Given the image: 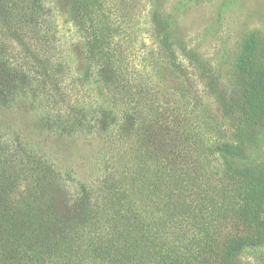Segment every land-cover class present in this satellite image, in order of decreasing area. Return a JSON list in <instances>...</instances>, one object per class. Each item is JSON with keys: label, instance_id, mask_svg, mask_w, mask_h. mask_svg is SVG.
Wrapping results in <instances>:
<instances>
[{"label": "trees", "instance_id": "1", "mask_svg": "<svg viewBox=\"0 0 264 264\" xmlns=\"http://www.w3.org/2000/svg\"><path fill=\"white\" fill-rule=\"evenodd\" d=\"M158 2L151 0L152 36L169 73L188 82L190 101H171L152 81L131 78L126 47L115 40L124 15L106 12L122 7L69 0L86 38V72L95 69L110 105L88 113L69 106L49 115L48 127L107 134L104 172L75 190L72 173L20 138L4 148L1 137L0 264H231L264 241V177L243 168L264 128V43L254 35L223 85L194 48L173 42ZM51 16L46 0H0L2 106L34 87L37 68L48 79L61 75L62 63L35 43L47 38ZM200 93L218 105L225 128Z\"/></svg>", "mask_w": 264, "mask_h": 264}, {"label": "rangeland", "instance_id": "2", "mask_svg": "<svg viewBox=\"0 0 264 264\" xmlns=\"http://www.w3.org/2000/svg\"><path fill=\"white\" fill-rule=\"evenodd\" d=\"M110 2L122 7L123 11L106 12L119 14L118 18L125 16L118 20L122 30L119 29L115 40L126 47V62L134 71L131 78L141 75L152 81L150 84L157 95H168L171 101L181 97L189 102L188 82H183L182 86L179 76L169 73L166 69L168 63L159 54L157 40L152 36L151 0ZM46 3L52 9L53 26L47 38H40L35 43L38 50L42 48L52 60L61 62L63 71L57 79L53 76L48 79L37 68L39 65L32 63L38 70L34 73V87L8 106L0 104V138H4L1 140L7 144L3 145L4 148L20 138L27 149L49 158L60 171L72 173L76 182L71 184L76 190L78 181L93 184L103 175L108 135L94 131L60 134L48 127V116L57 112L64 114L69 106L83 108L88 113L101 104L110 105V98L95 69L86 72L89 64L86 38L70 17L69 0H46ZM157 8L164 11L165 18L173 24V42L184 41L188 47L194 48L201 59L220 75L223 85L231 82L239 58L250 41L258 36L264 43V0H159ZM23 62L25 65L30 63ZM44 80L47 84L42 83ZM134 82L143 84L138 77ZM196 87L202 92L199 82ZM203 95L200 93L198 98L202 96V100L199 101L210 107L225 128L227 121L218 105ZM113 132L116 134L115 129ZM228 133L231 134L232 130ZM243 168L249 174L264 177V128L251 145V156L243 162ZM231 264H264V241L245 248L231 260Z\"/></svg>", "mask_w": 264, "mask_h": 264}]
</instances>
